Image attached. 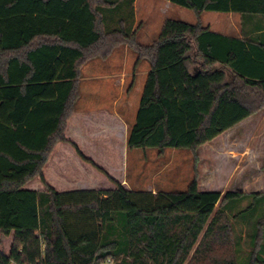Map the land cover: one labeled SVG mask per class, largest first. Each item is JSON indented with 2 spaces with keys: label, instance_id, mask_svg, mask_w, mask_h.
<instances>
[{
  "label": "trees",
  "instance_id": "16d2710c",
  "mask_svg": "<svg viewBox=\"0 0 264 264\" xmlns=\"http://www.w3.org/2000/svg\"><path fill=\"white\" fill-rule=\"evenodd\" d=\"M164 1L197 19L264 17V0ZM123 2L0 0V264H264V192L199 186V150L264 110V27L236 38L167 19L143 46L124 22L107 29L104 11ZM120 47L150 64L128 148L191 151L186 192L114 181L115 190L59 193L45 181L57 144L69 143L84 66ZM37 178L45 192L25 189ZM234 224L251 230L243 263Z\"/></svg>",
  "mask_w": 264,
  "mask_h": 264
},
{
  "label": "rangeland",
  "instance_id": "374dc122",
  "mask_svg": "<svg viewBox=\"0 0 264 264\" xmlns=\"http://www.w3.org/2000/svg\"><path fill=\"white\" fill-rule=\"evenodd\" d=\"M129 1L130 0H125V2L120 4V6L116 9H107L104 11L107 29H119L121 22H124L125 28L128 32L141 30L138 34V41L143 46L151 45L158 38L162 26L167 19L182 21L188 24H195L199 21L203 27L206 23H212L213 27L217 28L218 30H223L225 28L224 23L228 20H214V18H227L231 16L229 14L226 15L220 13H203V16H201L203 17L202 21L201 18L197 19L194 12L188 9L171 5L164 0H140L137 12L138 19L135 20L134 15L132 16V6L130 5ZM165 3H167V5H165ZM209 21L210 23H208ZM135 22L136 26L141 23L140 27H138L137 29H134ZM228 22L226 24H228ZM213 27L212 29L214 30ZM231 33L237 35L236 30L231 31ZM91 66L88 67L90 69H86L85 79H94V81H97V84L99 85L103 82H107L109 85V92L107 94L108 96L106 98L107 100L105 104L101 106H95L93 108L96 110L99 109L100 111H113L115 108L119 110L121 109L124 103H126V100L124 99L123 101L118 103V107L117 105H114L115 99L119 95V88L117 87L118 89H115L113 82L117 78H121L122 76H124L126 77V80L128 82L125 91L126 96L128 95V92H131V107L134 111L132 121L134 124L147 82L148 74L150 72V64L147 61L138 63V55L128 47H123L110 61L105 62L102 60H96L94 63H92ZM91 68L105 69V72L102 74L101 72L96 71L95 75L91 76L90 74H93L92 71H94ZM109 83L111 84V88ZM118 85L119 82L117 86ZM83 90L84 93L87 91L86 88H83ZM260 112H263L262 115L258 116V118H260L261 120L260 127H262L264 125V110ZM257 136H259V132L256 133L255 138L253 140H249V142H251L250 145L256 148L257 152L263 153L262 157L264 158V137L259 138ZM130 152L131 153L129 155L127 180L131 189L138 191L147 190L155 192H186L188 186L194 179V155L191 151L166 150L163 153H160L156 149H151L145 151L137 150L134 153H132L133 151ZM210 152L212 153V150L203 153V158L207 160L206 165L203 166V169L206 173V169L209 167L208 160H210V156H208V154H210ZM63 156H65L64 158L67 160V167H61V170H57L52 163V165H50L46 170V178L51 183H53V185H58L59 187H61L62 181L73 179L78 180L79 182L100 185L98 187L99 189H116V186H114V184L110 180V175L107 174L104 170L103 172H101L92 164L86 163L84 161V164L81 165L78 159L75 158L73 153L72 155L69 152L64 153ZM98 158L100 159V165L103 166L108 173L120 179L122 173H119L116 170L123 164V154L120 150H117V152H113L111 154H101L99 152ZM220 160V162L217 161V166H221V168H223L224 170L229 169V157L222 156ZM107 181L111 182L113 186L108 185L110 183H107ZM205 186L206 185L202 184L200 186V190L203 191L206 188L219 189L218 191H221L223 193L232 190V186ZM255 190L264 191V187H253L250 188L249 191L254 192ZM243 206H247V203H244ZM258 215H260V213ZM234 232L237 237L242 236V253L240 254V260L243 263L249 258L252 252V248L250 245L251 230L242 227L241 224L237 226H235L234 224ZM263 243V236H260L259 244Z\"/></svg>",
  "mask_w": 264,
  "mask_h": 264
},
{
  "label": "crops",
  "instance_id": "0c3cea01",
  "mask_svg": "<svg viewBox=\"0 0 264 264\" xmlns=\"http://www.w3.org/2000/svg\"><path fill=\"white\" fill-rule=\"evenodd\" d=\"M139 1L140 0H135L133 3L135 20L138 19L137 12ZM167 3H165V5H167ZM229 15L231 16L227 18H214V20H230L229 22L227 21L228 24H226L227 22L224 23L225 28L223 30H218L217 28L213 27L212 23H206L204 27L210 28L214 32L230 37L243 38V35L245 34L249 37L251 36V34H253L254 36V34L257 35L262 33L264 38V31H262L261 33H254L257 28L264 27V17H247L242 20L239 14L231 13ZM201 19L203 21V17H201ZM208 23H210V21ZM140 25L141 23L136 26L135 22L134 29H137L138 27H140ZM212 27L214 28V30L212 29ZM233 29L237 31V35L231 33V31H234ZM136 31L138 39V34L141 30ZM121 48L123 47L116 49L112 56L107 60L95 59L88 62L82 70V78L80 80V97L75 105V111L67 123V129L65 132V137L69 141V143L57 144L53 155L50 158V161L44 169V178L46 183L59 193L109 190L107 188L99 189L98 187L100 185L97 184L79 182L78 180L73 179L62 181L61 187H59L58 185H53V183H51L46 178V170L50 165H52V163L57 170H61V167H67L66 164L68 165V163L64 158L65 156H63L64 153L69 152L71 155L73 153L75 158L78 159L79 163L81 165L84 164L85 161L81 159V157L78 155L77 150L72 146V144L77 146L81 154L87 160L92 161L98 168L104 170L107 174H109L111 178L110 180L112 181L114 186H116V184L114 183L115 181L130 191L152 192L154 194L157 193L155 191L134 190L131 189L128 184L127 178L129 155L131 153L130 151H133L132 153H134L137 150H129L128 148L129 132L134 125L132 121L134 111L131 107V92H128L127 96L125 94L128 84L126 77L122 76L121 78H117L113 82L114 88H119V95L115 99L114 105H117L118 107V103H120L124 99L126 100V103H124L120 110L117 108H115L113 111L104 110L106 112H104L103 110L100 111L99 109L96 110L93 107L105 104L107 100L106 98L108 96L107 94L109 92L108 83L103 82L99 85L97 84V81H94V79H85L86 69H90L88 67H90L92 63H94L96 60H102L105 62L110 61L115 57L116 53ZM91 69L94 70L92 71L93 74H90L91 76H94L96 71L101 72L102 74L105 72V69ZM118 82L119 85L117 86ZM83 88L87 89L85 93ZM262 113L263 112H259L257 115L241 123L237 127L220 136L214 142L205 145L199 150V186H201L202 184L206 185L205 187L232 186V190L230 191L234 192H252L249 191L250 188L264 187V158L262 157L263 153L257 152L256 148L250 145L251 142H249V140H253L255 138L256 133L258 132L259 136L257 137H264V125L260 127L261 120L260 118H258V116L262 115ZM117 150H120L123 154V164L121 167L116 169L117 172L122 173L120 179L108 173L107 170L100 165V159L98 158L99 152L101 154H111L113 152H117ZM209 150H212V153L210 152V154H208V156H210V160H208L209 167L206 169V173L203 169V166L206 165L207 160L203 158V153H206V151L209 152ZM222 156L229 157L230 167L227 170H224L223 168H221V166H217V161L220 162ZM107 183H110L108 185H112L111 182L107 181ZM25 189L33 190L39 193L46 191V187L39 178L30 182L25 187ZM213 190L215 189L206 188L203 191ZM254 192L264 191L255 190Z\"/></svg>",
  "mask_w": 264,
  "mask_h": 264
}]
</instances>
